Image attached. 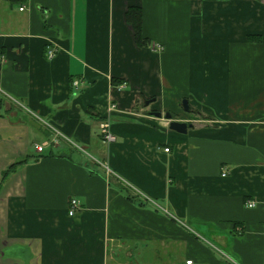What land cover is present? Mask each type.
<instances>
[{
	"label": "crops",
	"instance_id": "0c3cea01",
	"mask_svg": "<svg viewBox=\"0 0 264 264\" xmlns=\"http://www.w3.org/2000/svg\"><path fill=\"white\" fill-rule=\"evenodd\" d=\"M1 58L0 264H264V0H0Z\"/></svg>",
	"mask_w": 264,
	"mask_h": 264
},
{
	"label": "built area",
	"instance_id": "2783aa9c",
	"mask_svg": "<svg viewBox=\"0 0 264 264\" xmlns=\"http://www.w3.org/2000/svg\"><path fill=\"white\" fill-rule=\"evenodd\" d=\"M24 9V8H23ZM21 9V10H23ZM156 49H158L159 51H162V47H157ZM57 50L55 48L53 49H49L48 51V58L49 59H54L55 56H56V53ZM0 61H3L2 58ZM112 108L114 109L115 107L112 106ZM101 136L102 138L104 139V141H106L107 143L111 144V143H114L116 141V136L111 132V129H110V125L108 124H105L102 126L101 128ZM49 144L48 143H45L41 146H37L36 149H37V152L39 153H43L45 148L48 146ZM170 152V149H165V153H169ZM110 174V172H109ZM223 177L226 178L227 177V174H223ZM256 203L255 202H248L247 203V208L249 209H253L256 207ZM80 210V204L77 200L73 199L71 200L70 202V209H69V216H74L77 211ZM186 264H198V263H195L194 261H187Z\"/></svg>",
	"mask_w": 264,
	"mask_h": 264
},
{
	"label": "water",
	"instance_id": "95a60500",
	"mask_svg": "<svg viewBox=\"0 0 264 264\" xmlns=\"http://www.w3.org/2000/svg\"><path fill=\"white\" fill-rule=\"evenodd\" d=\"M152 104L151 101H146L145 106L148 107ZM182 109L185 113H192V109L188 104L187 100H184L182 102ZM151 116L158 118V119H164L165 121L169 122L168 129L172 132L185 135L187 134L188 130L192 127L191 125H188L186 123L178 122L173 119V115L171 113L162 114L159 112H153Z\"/></svg>",
	"mask_w": 264,
	"mask_h": 264
},
{
	"label": "trees",
	"instance_id": "16d2710c",
	"mask_svg": "<svg viewBox=\"0 0 264 264\" xmlns=\"http://www.w3.org/2000/svg\"><path fill=\"white\" fill-rule=\"evenodd\" d=\"M11 1H13V2H17V3H21V2H23L24 0H11ZM136 14L135 15H138L139 14V12H135ZM132 14V13H131ZM130 14V15H131ZM135 18L134 17H132V21L134 20ZM136 21H137V25L135 26L134 24H133V26H134V28H135V31H136V37H137V40H140V36H141V26H140V23H139V20L136 18ZM130 22H131V20H130ZM256 40L255 38H251V40ZM249 40H250V38H249Z\"/></svg>",
	"mask_w": 264,
	"mask_h": 264
},
{
	"label": "flooded vegetation",
	"instance_id": "af4514ba",
	"mask_svg": "<svg viewBox=\"0 0 264 264\" xmlns=\"http://www.w3.org/2000/svg\"><path fill=\"white\" fill-rule=\"evenodd\" d=\"M155 113L157 112V111H154ZM184 112V111H183ZM153 113V112H152ZM185 113V112H184ZM172 114V113H171ZM173 115V119L176 121V119H177V116L176 115H174V114H172ZM180 122H182V123H186V122H184V121H180ZM186 124H188V125H191V124H189L188 122L186 123Z\"/></svg>",
	"mask_w": 264,
	"mask_h": 264
},
{
	"label": "rangeland",
	"instance_id": "374dc122",
	"mask_svg": "<svg viewBox=\"0 0 264 264\" xmlns=\"http://www.w3.org/2000/svg\"><path fill=\"white\" fill-rule=\"evenodd\" d=\"M181 108H182V103H181ZM41 141H43V139H42ZM35 149H36V148H35Z\"/></svg>",
	"mask_w": 264,
	"mask_h": 264
}]
</instances>
